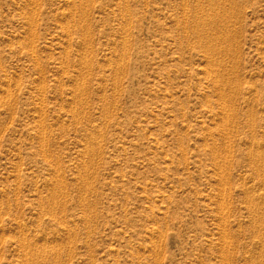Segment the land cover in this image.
Returning <instances> with one entry per match:
<instances>
[{
	"label": "rangeland",
	"instance_id": "1",
	"mask_svg": "<svg viewBox=\"0 0 264 264\" xmlns=\"http://www.w3.org/2000/svg\"><path fill=\"white\" fill-rule=\"evenodd\" d=\"M262 200L264 0H0V264H264Z\"/></svg>",
	"mask_w": 264,
	"mask_h": 264
},
{
	"label": "bare ground",
	"instance_id": "2",
	"mask_svg": "<svg viewBox=\"0 0 264 264\" xmlns=\"http://www.w3.org/2000/svg\"><path fill=\"white\" fill-rule=\"evenodd\" d=\"M211 1H212V0H211ZM211 3H212V2H211ZM197 8H198V7H197ZM216 9H217V8H216ZM223 10H224V8H223ZM225 11H226V10H225ZM227 11H228V10H227ZM223 12H224V11H223ZM220 13H221V14H224V13H222V12H220ZM225 13H226V12H225ZM227 13H228V12H227ZM226 15H227V14H226ZM219 16H220V15H219ZM216 19H220V17H219V18H216ZM216 19H215V20H216ZM222 19H224V18H222ZM197 20H198V19H197ZM215 20H214V21H215ZM214 21H213V22H214ZM216 21H218V20H216ZM221 21H222V20H221ZM199 22H203L202 24L205 23L204 21H200V20H199ZM197 23H198V22H197ZM219 24H220V22H219ZM213 26H214V24H213ZM224 26H225V25H224ZM194 28H195V27H194ZM199 29H200V28H199ZM214 30H215V29H214ZM220 30H221V29H220ZM222 31H223V30H222ZM198 32H199V30H198ZM198 32H197V33H198ZM226 32H227V31H226ZM222 36H223V35H222ZM214 39H215V38H214ZM225 40H228V39H225ZM207 42H208V41H207ZM226 42H227V41H226ZM228 42H229V41H228ZM212 44H213V43H212ZM209 48H210V47H209ZM214 49H215V48H214ZM227 49H228V48H227ZM232 51H233V50H232ZM229 52H230V51H229ZM235 93H236V92H235ZM222 94H223V93H222ZM225 95H226V94H225ZM231 97H232V96H231ZM231 117H232V116H231ZM225 120H226V119H225ZM232 122H233V121H232ZM230 126H231V125H230ZM53 195H54V194H53ZM262 201H263V200H262ZM263 202H264V201H263ZM255 207H256V206H255ZM259 207H260V206H259ZM257 209H258V208H257ZM263 221H264V220H263ZM261 224H262V223H261ZM26 245H27V244H26ZM23 246H24V245H23Z\"/></svg>",
	"mask_w": 264,
	"mask_h": 264
}]
</instances>
